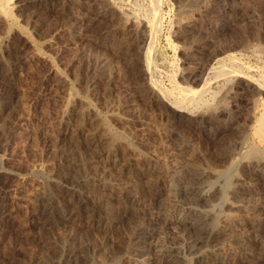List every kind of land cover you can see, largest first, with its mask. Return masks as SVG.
Wrapping results in <instances>:
<instances>
[{
	"label": "rangeland",
	"instance_id": "obj_1",
	"mask_svg": "<svg viewBox=\"0 0 264 264\" xmlns=\"http://www.w3.org/2000/svg\"><path fill=\"white\" fill-rule=\"evenodd\" d=\"M64 1L66 12L61 15L36 8L14 20L11 7L9 15L0 14V94L8 95L0 117L8 129L7 134L0 131V169L5 173L0 175V264H59L58 251L72 252L70 247L81 255L71 264H94L103 258L121 259L116 264H195L201 250L215 255V264H249L237 259L239 248L230 235L218 234L205 246L187 248L186 228L194 212L207 217V223L229 213L236 223L231 222L232 234L240 232L239 220L246 210L264 216V177L258 175L264 176V154L252 153L258 148L252 130L263 109L264 93L235 73L227 80L214 74L222 65L264 78V0H99L95 10H88L91 0ZM152 15L158 18L153 37L147 25ZM151 37L152 63L144 72V51ZM228 53L236 54V59L230 60ZM94 65L101 71L96 90L84 79L85 69H95ZM206 79L211 81L208 90L190 104L196 110L191 121L187 126L177 123L168 105L179 100L182 88L198 90ZM80 113L87 122L100 125L101 138L94 131L101 148L110 149L105 153L110 163L120 157L124 162L126 154L137 167L163 164L159 166L162 181L140 202L131 200V206L127 202L130 208L120 202L118 192L107 197L122 219L103 230L86 222L52 220L59 210L52 186L69 184L65 174L69 170L61 163L63 143L70 141ZM209 122L213 128L204 132ZM176 153L204 173L196 184L198 199L177 183L174 168L167 170L163 160ZM4 156L9 158L3 160ZM77 157L80 160L82 155ZM137 173L144 181L145 169ZM107 179L114 183L110 176ZM242 179L247 181L245 193L230 196ZM68 195L63 187L58 196ZM160 203L166 204L161 218L155 211ZM139 216L145 221L142 225L152 223L153 234L142 239L137 231ZM251 236L243 242L258 247L261 238ZM135 242L144 246L138 257L133 255ZM257 264H264V258Z\"/></svg>",
	"mask_w": 264,
	"mask_h": 264
},
{
	"label": "bare ground",
	"instance_id": "obj_2",
	"mask_svg": "<svg viewBox=\"0 0 264 264\" xmlns=\"http://www.w3.org/2000/svg\"><path fill=\"white\" fill-rule=\"evenodd\" d=\"M65 3H66V1H64V0H0V14L1 15L2 14L7 15L8 12H9L8 8L11 7V8H13V10H15V12L14 11L12 12V14L14 13V15L11 14L12 16H14L11 19H14L15 16H19V15L22 16L23 14H33L34 12H36L35 11L36 8H39V10L41 9V10L45 11V13L48 11V12L58 13V14L61 15L62 13L65 14V12H66ZM98 3H99V0H91V3H89L88 6H87L88 10L97 9L98 8ZM153 3H155V2H153ZM151 5H152V3H151ZM154 6H155V4H154ZM154 8L157 9L156 6ZM206 8L207 7L205 6V9ZM211 8H213V5H212ZM156 11H155V13H156ZM152 12L154 13L153 9H152ZM40 13H42V11H40ZM45 13L43 15H45ZM157 15H154V16L152 15V18L148 19V21H147V25H149L150 28H151L150 36H152V37H153L154 33L157 32L156 30L158 28ZM26 21L27 20H25V22ZM34 22H38V19L34 20ZM14 23H15V21H14ZM142 24L139 27H142V29H143V25ZM71 30H72V28H71ZM78 30H79V28L77 29V33L80 32ZM140 31H141L140 34L144 33V30L140 29ZM74 34H76V33H74ZM152 37L150 38L149 42L145 46L144 65H142L143 67L141 69L144 72H145V68L148 69L150 67L151 63H152L151 62L152 60H151V57H150V49L153 46V44H152V39L153 38ZM3 41H4V39H3ZM6 41H7V39H6ZM3 45L7 47V42L4 41ZM6 47H4V48H6ZM0 52L2 53L3 51H0ZM247 52H251V51H247ZM226 56L230 60H235L236 59V54L228 53V55H226ZM104 60L102 62L103 65L101 66L102 69L106 66ZM94 66H95V69L91 68L92 66L91 67L87 66L88 68L85 69L86 71H85L84 79L86 78V80H87L86 83L89 84V87L91 86L92 88L95 89L98 86V82H99L98 79L100 78L101 71L99 73L98 69H96L97 65H94ZM103 70H105V69H103ZM214 72H215V70H214ZM231 73H235L237 79H240V80L242 79L248 85H252L254 88H256V90L258 89V93H261L262 91H263L262 94L264 93V89H263L264 78H260V79L259 78H254L253 75H250V74H248V73H246V72H244V71H242L240 69H237L235 67H230L229 68V67H225V66H222V65H218L217 71L214 74H216L217 76H224L225 78L227 77L226 78V80H227L228 76ZM192 74H190V75H192ZM102 76H103V74H102ZM232 76H233V74H232ZM191 78H193V77H191ZM230 81L228 80V82H230ZM151 82H152V84L154 86L157 87V84L153 80ZM210 82L211 81L206 79L203 82V87L198 89V90H191L189 88H182V89L180 88L182 91L180 90L181 95L179 94L180 95L179 100H177L175 102L173 101L172 105H168V107L171 110V114H173L175 116V118L177 119L176 120L177 123L182 124V125H186V126L188 125V122L191 121L190 118L192 116V113L196 111L195 109H193L194 105L190 106V104H194V103L196 104L199 101L198 99H199V97H201V94L205 90H208ZM226 83H227V81L225 82V80H224V84H226ZM229 87H231V86H229ZM229 90H228V92H229ZM254 91L252 93H254ZM5 93L7 94V92H5ZM6 94L5 95H1L0 94L1 95L0 96V117H1V114H3V112H5L7 104H8V95H6ZM162 94H163V92H162ZM163 97H164V95H163ZM168 97L166 96L164 98H168ZM256 97L254 96V98H256ZM227 98H228V96H227ZM254 98H253V100H255ZM219 99L221 101L222 100L225 101L224 99H221V98H219ZM217 100H215V101H217ZM220 100H219V103L221 102ZM168 101H169V99H168ZM170 103H171V101H170ZM262 103H263L262 112H261V114L258 117L256 116L257 118L255 117L256 121H255V124L253 126V130H252V135L257 140V143H258L257 144L258 148H253L252 149V153H254V154H258V153L264 154V102H262ZM9 104H11V103H9ZM259 105H261V104L259 103ZM224 106H226V104H224ZM224 106L223 105H221L220 107L218 106L219 107L218 109H220L221 107H224ZM209 108H211V110H213L212 106H209ZM259 108H260V106H259ZM215 109H217V108L215 107ZM211 110H210V112H211ZM7 113L8 112H6V114ZM214 113H215V110H214ZM71 114H73V113H71ZM204 115L202 117H204ZM83 116H84V113H82V114L80 113V116H78L79 118L77 117L78 118L77 119V124H75V126H74L75 128L72 129L73 134H72V132L70 133V137H69L70 141L68 139L69 142L63 143V151H62L63 157H62L61 163L63 165H66V168H68V170H69V173H65L66 174V180H67V182L69 184L68 185H63L61 183L54 182L55 185L52 186V190H51L52 194L51 193L50 194L52 195V198L56 202H59L58 203L59 207H57L59 210L56 212V214H55V216H54V218L52 220H56V221H60V222L61 221L63 222V221L67 220V221H70V222H72L74 224L75 223L79 224L81 222H86L88 224L90 223V225H92V227L94 229H96V230H103V228L105 229L106 226L108 228V225L110 224V222L112 223L113 221H117V220L122 219L121 218V213H119L120 210H118L116 207L111 206L108 203L107 197L112 195V193H114V192H116V193L118 192L119 198H120V202H122V204H124V205H126L127 202L130 204L131 200L134 201V202L135 201L136 202L137 201L140 202L139 199L142 198L143 196H144L143 198H145V195L148 193V190H152L150 188L154 187V185H156V186L158 185L157 183H159L158 181L161 180L160 177L162 176L161 175L162 174L161 173V167H159V166H161L163 164L159 163L161 165H159V166H149V167H147L146 165L144 166V164H143V165H140L141 167H137V166H135L137 163L131 162V160L133 158L132 157H128L129 155L126 157V154H124V156H123L124 157V162H123V159H121V157H120L119 158V162H115L114 163L112 161L113 163H110L108 161L107 157H105V153L106 152L108 153V151H110V149L105 148L104 147L105 145L103 146L104 149H102L101 148L102 143H101V141H99L97 139V136H96L97 133H99L98 137L101 138L100 127H99L100 125H97L95 121H92V122L88 121L87 122L86 120H84ZM127 117H125V118H127ZM209 117H208V119H209ZM5 119H6V117L3 118L2 120H5ZM0 120H1V118H0ZM200 121L206 123L205 120L200 119ZM4 123H5V121H4ZM2 125H3V122L1 123V126ZM210 125H211L210 122H209L208 126H204L203 125L204 127L202 128V130L205 132V131H208L211 128H213L212 125L211 126ZM3 126H2V128H3ZM94 128L97 129V133H96V131H94ZM101 129H103V128H101ZM202 130H201V132H203ZM0 131H1L2 134L3 133L5 134L6 132H8V129L4 127ZM9 131H11V130L9 129ZM101 134H103V133H101ZM81 136H82V139H81ZM111 143L112 142H110V144ZM107 147H109V146H107ZM77 154H79V156L82 155L80 160L78 159ZM106 156H107V154H106ZM8 158H9L8 156H4L3 160L4 159H8ZM248 160L249 159L247 158V161ZM163 161H165L166 164L168 163L166 165V166H168L167 170L170 167V168H174V170L177 171V172H173V174L174 173H178L177 174V176L179 177L178 178V182H177L178 184H182V185H186L187 186V189L185 190V192H191V193L193 192V194L198 199L199 198V195L197 194V190H198L197 188L198 187H197L196 184L199 183L198 180L201 179V177H203L204 173L202 174L201 172H199L200 170L198 171L197 165L194 166L192 164L193 162H191V161H190L191 162L190 166L188 164L189 161L186 162L187 164L184 163L185 162V155H182V153H179V154L176 153L174 155V157H172L171 159L167 160L165 158ZM251 161H252V159H251ZM251 161H249V162L251 163ZM182 163H184V165H185L184 169H180V167L183 166ZM171 166H173V167H171ZM250 166H252V165H250ZM144 169L146 171V174H145V177H144L145 179H144V181H141V180H139L140 177L138 176L137 172L141 171V170H144ZM165 170H166V168H165ZM168 172H169V170H168ZM3 173H4V171H2L0 169V175L3 174ZM7 175H8V173H7ZM143 175H144V173H143ZM258 175H259L260 178L264 177L262 174L258 173ZM109 176L111 178H113V180H114L113 184H116V185L113 186V184L111 182L110 183L112 185L107 183L108 182L107 181L108 180L107 177H109ZM138 180L141 181V182L139 183ZM238 180H240V178ZM245 182H247V181L243 180L240 183L239 182L236 183L234 188H232L233 187L232 186L231 187L232 190L230 192V196L237 197L238 195L245 193V186H246ZM257 183H260V182H257ZM263 183H264V181H263ZM186 186H183V187L186 188ZM63 187H65V189L69 192V195H68L69 197L60 198V196H58V195L62 194ZM176 187L179 188V185L176 184ZM173 188L175 189V186H173ZM262 194L264 195V188L262 189ZM228 197H229V194H228ZM133 198H135V199H133ZM226 198H227V196H226ZM238 198H240V197H238ZM231 200H232V198H231ZM231 200H229V201L231 202ZM229 201L227 200V202H229ZM128 203H127L126 206H128ZM232 203H234V202L232 201ZM244 204L246 205L248 203H246V201H245ZM165 205L166 204L163 205V204L160 203V205L157 206V209L155 207V209H156L155 211H157V214L159 215L158 217H160V218L165 213L164 212L165 211L164 210ZM237 205L238 204H236V206ZM245 205H243V206H245ZM129 206H131V204ZM254 208H253V210H254ZM115 211H116V213H115ZM117 211H118V213H117ZM134 212H136V211H134ZM245 212H246V214L244 213V217L241 219V221L239 220V222H240V225H239L240 226V229H239L240 232L239 233L235 232L236 234H232L234 232H231V230H233V229H230V227H231V225L233 223L232 221H234L232 219H234V218L230 219V216L232 217V215H229V213L228 214L225 213V215H226L225 217L223 216L224 215L223 214L222 215L223 218L221 217L222 220H221V218L219 219L218 217H216L215 219L217 220V218H218L219 219L218 221L211 219L212 221L210 220L211 222H208V223H207V217H204L199 212L198 213L197 212L196 213L195 212L194 213H190V215H191V219L190 220H192V221L188 223V226L186 228L188 237L190 238V240H189L190 244L187 245L188 246L187 248L190 247L192 249H195L196 246L199 243L201 245L205 246L206 244H208L207 242L210 241L213 238V236H215V235L217 236L218 234L226 235V238H227V235H228V238H230V236H231L234 244L239 248L238 250L236 249L238 251L237 254H236L237 255V259L239 261L242 260L243 262H248L249 264L250 263L257 264L258 262H260L264 258V216L256 215L255 210L254 211L246 210ZM227 215H229V216H227ZM241 215H243V214H241ZM240 216H239V218H240ZM139 218H140V219H138L139 221L137 220V223H138L137 224L138 225L137 226V231H138V234L140 235L139 237H141L140 239L146 238L148 236L147 234H149V236H150V233L153 234L152 226H151L152 223L149 226L146 225V224L142 225L143 222H145V221H143V219H141L142 216H139ZM157 221H159V220L157 219ZM237 229H238V227H237ZM251 235L261 238L262 243L259 244L258 247H256L257 244L254 247L253 245L245 244L243 242V238L245 236L248 237V236H251ZM147 239H149V238H147ZM252 239H254V238H252ZM137 243L135 245L133 244L134 246L129 243L130 246L132 245L134 247V249H135L134 251L135 252L133 253V255L134 256L136 255V257H138L139 254L144 249L143 248L144 246L142 244H139V243L137 244ZM248 243H249V241H248ZM231 246H233V245H231ZM236 246H235V248H236ZM127 247H129V246H127ZM73 248L74 247L68 248V249H70V251L72 250V252H65V249L63 250L62 248H61L62 250L59 249L60 250V251H58L59 252V256H57L59 258H57L58 259L57 262L59 264H71L72 262H76L77 260H79L81 255L77 254L78 251L77 252H73ZM56 252H57V250H56ZM213 252L216 253V251H214V250H213ZM103 259L99 260L98 262L95 261V263L97 262L96 264H116V262H119V260H121L119 258H118L119 260L111 258L112 260H109V261H105ZM116 260H118V261H116ZM214 261H216L215 255H213V254L210 255L207 252L201 250L199 252V254L197 255L195 264H211ZM239 263H241V262H239ZM90 264H92V263H90ZM213 264H215V263H213Z\"/></svg>",
	"mask_w": 264,
	"mask_h": 264
}]
</instances>
